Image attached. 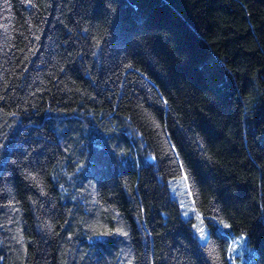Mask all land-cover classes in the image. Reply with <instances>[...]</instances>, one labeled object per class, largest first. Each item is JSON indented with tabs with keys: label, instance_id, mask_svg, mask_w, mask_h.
I'll list each match as a JSON object with an SVG mask.
<instances>
[{
	"label": "trees",
	"instance_id": "obj_1",
	"mask_svg": "<svg viewBox=\"0 0 264 264\" xmlns=\"http://www.w3.org/2000/svg\"><path fill=\"white\" fill-rule=\"evenodd\" d=\"M240 233L264 264V0H0V264H232Z\"/></svg>",
	"mask_w": 264,
	"mask_h": 264
},
{
	"label": "rangeland",
	"instance_id": "obj_2",
	"mask_svg": "<svg viewBox=\"0 0 264 264\" xmlns=\"http://www.w3.org/2000/svg\"><path fill=\"white\" fill-rule=\"evenodd\" d=\"M184 176L178 178L177 188L181 195L180 205L182 208V214L184 217L191 216L194 218L195 231L200 241H204L207 237V227L205 226L202 217L195 211L192 201L188 200L185 195L186 186L184 183ZM184 183V185H183ZM183 185V186H182ZM200 228L204 229L203 238L201 237ZM228 256L232 264H250L255 256V250L252 245L249 244L247 235L240 233L229 239Z\"/></svg>",
	"mask_w": 264,
	"mask_h": 264
},
{
	"label": "snow or ice",
	"instance_id": "obj_3",
	"mask_svg": "<svg viewBox=\"0 0 264 264\" xmlns=\"http://www.w3.org/2000/svg\"><path fill=\"white\" fill-rule=\"evenodd\" d=\"M195 227V226H194ZM225 227H227V225H225ZM199 231L201 232V237L203 238V234H204V229L200 228Z\"/></svg>",
	"mask_w": 264,
	"mask_h": 264
}]
</instances>
